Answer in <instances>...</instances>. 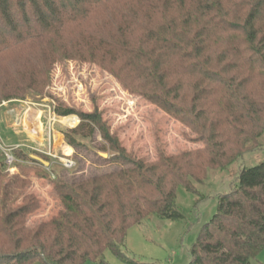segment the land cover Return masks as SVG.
Returning a JSON list of instances; mask_svg holds the SVG:
<instances>
[{
  "label": "trees",
  "instance_id": "16d2710c",
  "mask_svg": "<svg viewBox=\"0 0 264 264\" xmlns=\"http://www.w3.org/2000/svg\"><path fill=\"white\" fill-rule=\"evenodd\" d=\"M11 54L23 63L2 70L0 104L43 95L56 62H91L191 128L205 148L146 162L127 152L98 109L74 110V133L101 136L108 157L94 156L118 168L52 180V167L35 157L51 159L23 147L14 151L19 173L10 175L0 153V264H106L109 249L127 260L121 248L132 227L184 218L180 186L195 191L209 170L264 151V0H0V60ZM54 114L69 116L60 107ZM33 171L51 179L62 208L29 228L41 207L25 195ZM263 251L264 162L242 167L219 197L189 264H251Z\"/></svg>",
  "mask_w": 264,
  "mask_h": 264
},
{
  "label": "rangeland",
  "instance_id": "374dc122",
  "mask_svg": "<svg viewBox=\"0 0 264 264\" xmlns=\"http://www.w3.org/2000/svg\"><path fill=\"white\" fill-rule=\"evenodd\" d=\"M22 56L11 54L3 57L0 74L2 70L20 66ZM50 69L49 84L43 95L29 91L24 100L1 102L0 134L8 147L20 144L28 151L47 155L52 161L49 167H52L53 173L48 172L52 180L64 171H68L66 178L69 180L118 168L116 164L104 163L94 156L99 154L104 158L103 154H106L99 148L105 145L101 136L90 140L74 133L80 124L79 117L73 114L74 110L90 113L98 109L111 134L118 137L127 152L146 162L155 161L159 153L175 156L205 148V143L191 128L140 94L129 91L98 64L70 59L56 62ZM56 107L67 110V117H76L78 122L73 125L58 119L59 123L58 116L54 114ZM29 113L32 114V121L41 125V140L31 138L35 131H31V137L28 133L25 122ZM57 134L62 136L59 144L55 140ZM36 136L39 137V134ZM69 139L82 150L76 153ZM78 140L83 144H79ZM260 142L264 148V136ZM67 159L72 160L73 168L63 165V160ZM227 162L224 167L209 170L205 182L193 183L195 191H188L183 186L178 188L176 205L183 219L171 221L152 217L142 225L132 227L121 248L127 260L120 259L109 249L104 254L106 264H189L191 248L204 225L215 215L219 197L230 190L242 167L252 168L264 162V151L247 152L240 159L230 164ZM36 172L31 173V184L25 195L36 196L41 207L28 218L29 228L51 220L62 208L51 179L42 178ZM18 173V168L13 174L9 172L10 175ZM21 203L22 199H19L14 207ZM34 264L44 263L37 261ZM85 264L99 263L89 261ZM251 264H264V251Z\"/></svg>",
  "mask_w": 264,
  "mask_h": 264
},
{
  "label": "built area",
  "instance_id": "2783aa9c",
  "mask_svg": "<svg viewBox=\"0 0 264 264\" xmlns=\"http://www.w3.org/2000/svg\"><path fill=\"white\" fill-rule=\"evenodd\" d=\"M19 148H23V146H16V147H8L7 145H5V143L3 142L2 136L0 134V153L4 156L5 158V163L7 165L8 171L10 173H15L16 168H15V164L17 162H19L15 156H14V151L19 149ZM63 165L68 168L71 169L74 166V163L72 162V160H63Z\"/></svg>",
  "mask_w": 264,
  "mask_h": 264
},
{
  "label": "crops",
  "instance_id": "0c3cea01",
  "mask_svg": "<svg viewBox=\"0 0 264 264\" xmlns=\"http://www.w3.org/2000/svg\"><path fill=\"white\" fill-rule=\"evenodd\" d=\"M31 116H32V114L31 113H29L28 115H27V119H26V127H27V129H28V133H29V135H30V137H31V135H32V133H31V131L33 132V131H35L34 132V134L36 133H38L39 134V132H41L42 130H41V125H39V124H35V122L34 121H32V119H31ZM56 119H60V118H58V117H56ZM66 119V118H65ZM42 134V133H41ZM60 138H59V137ZM37 137V136H36ZM31 138H33V139H36L35 138V136L33 135ZM38 138V140H41V139H39V137H37ZM55 140H56V142L59 144V143H61L62 142V136H61V134H57V136H56V138H55ZM20 144H18L17 146H19ZM68 149H71V148H68ZM72 150V149H71ZM37 152V151H36ZM39 152V151H38ZM41 153V152H40ZM43 154V153H42Z\"/></svg>",
  "mask_w": 264,
  "mask_h": 264
},
{
  "label": "bare ground",
  "instance_id": "6f19581e",
  "mask_svg": "<svg viewBox=\"0 0 264 264\" xmlns=\"http://www.w3.org/2000/svg\"><path fill=\"white\" fill-rule=\"evenodd\" d=\"M55 116V115H54ZM57 121H58V119H57ZM56 121V122H57ZM59 122V121H58ZM64 122L65 123H70V124H75V123H77L78 122V118H76V117H73V116H71V117H68V118H66V119H64ZM60 123V122H59ZM63 125V124H62ZM64 127V126H63ZM34 134V133H33ZM35 138H37L36 137V133H35ZM59 137V136H58ZM60 138V137H59ZM39 139H41V132L39 133Z\"/></svg>",
  "mask_w": 264,
  "mask_h": 264
},
{
  "label": "water",
  "instance_id": "95a60500",
  "mask_svg": "<svg viewBox=\"0 0 264 264\" xmlns=\"http://www.w3.org/2000/svg\"><path fill=\"white\" fill-rule=\"evenodd\" d=\"M103 157H104V158H107L108 155L103 154ZM35 159L38 160L39 162H41V163H42L44 166H46V167H49V166H50V163H49V162H46V161L42 160V159L39 158V157H35Z\"/></svg>",
  "mask_w": 264,
  "mask_h": 264
}]
</instances>
